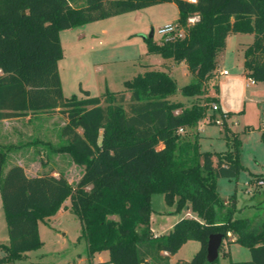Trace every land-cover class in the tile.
<instances>
[{
  "label": "trees",
  "instance_id": "1",
  "mask_svg": "<svg viewBox=\"0 0 264 264\" xmlns=\"http://www.w3.org/2000/svg\"><path fill=\"white\" fill-rule=\"evenodd\" d=\"M72 1L0 0V118L51 113L58 107L66 118L61 128L66 143L57 149L84 166L75 184L61 172L28 175L16 163L3 173L11 145L0 146V197L9 238L8 245L0 244L5 252L0 261L41 247L38 220L53 214L68 197L86 240L87 264H169L188 240L198 241L199 248L176 264H215L217 257L209 260L207 251L209 235L215 232L223 239L233 235V242L249 249L248 260L230 264H264V217L260 222L234 217L233 196L225 203L216 188L218 177L239 171L237 134L223 118L224 150H202L197 137L187 136V129L217 102L215 96L200 97L217 71L215 57L229 33H253L243 51L244 71L264 80V0ZM162 1L176 3L177 21L185 31L161 43L148 35L147 48L184 61L195 80L181 92L200 99L189 106L169 99L176 83L157 68L124 80L120 90L79 98L63 94L58 72L61 29ZM192 16L196 18L190 21ZM154 192H161L175 211L188 207L195 216H182L168 232L154 234ZM100 251H107V259L93 261Z\"/></svg>",
  "mask_w": 264,
  "mask_h": 264
},
{
  "label": "rangeland",
  "instance_id": "2",
  "mask_svg": "<svg viewBox=\"0 0 264 264\" xmlns=\"http://www.w3.org/2000/svg\"><path fill=\"white\" fill-rule=\"evenodd\" d=\"M82 1L74 0L72 4L78 5ZM177 18L176 3L162 1L61 29L59 35L63 54L58 62L64 93L66 96L74 94L78 98L99 95L105 90L106 80L110 90H119L124 88V79L150 67L163 70L174 79L176 89L168 98L181 101L183 106L215 93L219 108L212 110L210 106L207 107L204 118L197 124L198 130L187 129V136L190 139L198 137L202 150L222 151L227 145L221 121L223 118L227 121L240 140V168L236 176L218 177L216 188L223 200L229 201V197L233 196L234 217L249 216L253 222H260L264 217V80L248 82L249 76L244 74L242 50L244 42L252 41L253 35L229 33L225 46L216 54L217 71L207 80L206 92L200 98L197 95H185L181 88L195 80L193 73L182 60L148 50L145 39L152 31L151 39L154 42L165 40V35L158 28L167 22L175 25V32L184 33L185 27L178 23ZM189 18L192 21L196 16ZM221 69H226L228 74H220ZM216 118L218 121H215ZM193 130L194 133L191 132ZM185 131L180 130L182 133ZM57 165L62 168L56 169V173H53L52 168L30 171L54 175L61 172L75 184L84 168L82 164L73 165L64 158ZM260 178L263 183L258 184ZM150 203L153 208L150 223L157 231H167L182 215L195 216L188 207L175 211V206L166 203L161 192L152 193ZM38 232L43 242L41 247L24 252L19 258L1 260L0 264H87L86 240L79 218L69 207L68 197L53 214L38 220ZM229 238L223 239V244H228ZM8 243L0 198V244ZM198 246V241L188 240L172 256L170 264H175L178 258L190 259ZM104 253L108 256L106 251ZM98 254L104 257L101 251ZM98 254L95 253L92 260L96 261ZM4 255L0 247V259ZM249 257L248 247L235 243L228 250L220 248L215 264L242 262Z\"/></svg>",
  "mask_w": 264,
  "mask_h": 264
},
{
  "label": "crops",
  "instance_id": "3",
  "mask_svg": "<svg viewBox=\"0 0 264 264\" xmlns=\"http://www.w3.org/2000/svg\"><path fill=\"white\" fill-rule=\"evenodd\" d=\"M232 33H249V32H232ZM251 34L253 35V33ZM252 41L244 42V44L242 45V50L244 51V48L248 44H250ZM152 68H156V67H152ZM147 69H151V67ZM58 72H59V77L61 81L62 92L65 95L64 88H63V82H62V76H61L60 69H59V62H58ZM244 74H245V71H244ZM248 82L254 83L255 81L252 82L250 81V78H248ZM105 83H106L105 90L101 91L100 94H102L106 90H110L107 84V80L105 81ZM111 91H115V90H111ZM211 96L216 97L215 93L213 92ZM58 109L59 108L56 107L55 111L51 113L44 112V111L30 113L28 111L27 114L0 118V146L11 145V147L7 151L6 160L3 165V173L6 171V169L10 165L15 164V163L20 164L25 170V172L29 175H36L37 172H31L30 170H36L39 168L46 169V170L52 168L54 169L53 173H56L55 172L56 169L62 168L58 166L57 164L60 163L61 159L63 158L66 159L68 163L73 164V165L75 164L69 152L57 149L58 146L66 143L65 137L61 134V128L64 125L66 118L61 112L58 111ZM201 120H199L197 124ZM197 124L192 129L197 128ZM42 155H44L43 159L41 158ZM54 164H56V166ZM69 182L71 183V181ZM224 202L227 203V200L224 199ZM182 216H187V215H182ZM150 220H151V217H150ZM150 227L154 234H159V233L168 232L172 226L169 227L168 230L164 232L157 231L156 229H154L151 226V223H150ZM233 239H234V236L230 235V238H229L230 243L228 244L224 243L223 248H227L228 250L231 247V245L235 244V242H233ZM162 253L167 254L166 252H162ZM101 254H103L104 257H99V254H98L97 256L98 259L96 261H103L107 259L108 256L104 253V251H101ZM172 256L173 255L170 256L169 264H170V260ZM180 259H184V258H178L176 262ZM184 260H189V259H184Z\"/></svg>",
  "mask_w": 264,
  "mask_h": 264
},
{
  "label": "built area",
  "instance_id": "4",
  "mask_svg": "<svg viewBox=\"0 0 264 264\" xmlns=\"http://www.w3.org/2000/svg\"><path fill=\"white\" fill-rule=\"evenodd\" d=\"M158 31L160 33H162L163 35H165V39L166 40L167 39H172V38H175V37H180V36L183 35V31L175 32V25L173 23H171V22L166 23L163 26H160L158 28ZM172 31H174V33H172ZM219 73L220 74H228V71L226 69H221V70H219ZM249 78H250V81H252V82L255 81L253 78H251V77H249ZM210 107H211L212 110H215V109L219 108V106H218L216 101L211 102ZM215 121H218V119L216 118ZM262 127L264 129V121L262 123ZM179 130H182V128H180ZM257 183L261 184V183H263V180L262 179H258Z\"/></svg>",
  "mask_w": 264,
  "mask_h": 264
},
{
  "label": "water",
  "instance_id": "5",
  "mask_svg": "<svg viewBox=\"0 0 264 264\" xmlns=\"http://www.w3.org/2000/svg\"><path fill=\"white\" fill-rule=\"evenodd\" d=\"M152 35V31L149 36ZM223 235L219 232L211 233L209 235L208 244H207V251H208V259L212 260L218 257V250L222 243Z\"/></svg>",
  "mask_w": 264,
  "mask_h": 264
}]
</instances>
